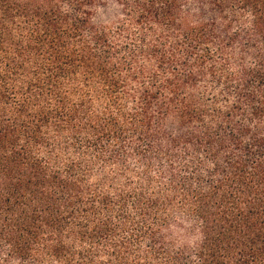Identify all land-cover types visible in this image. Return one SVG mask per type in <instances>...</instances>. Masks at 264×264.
I'll return each instance as SVG.
<instances>
[{"label":"trees","instance_id":"16d2710c","mask_svg":"<svg viewBox=\"0 0 264 264\" xmlns=\"http://www.w3.org/2000/svg\"><path fill=\"white\" fill-rule=\"evenodd\" d=\"M0 264H264V0H0Z\"/></svg>","mask_w":264,"mask_h":264},{"label":"rangeland","instance_id":"374dc122","mask_svg":"<svg viewBox=\"0 0 264 264\" xmlns=\"http://www.w3.org/2000/svg\"><path fill=\"white\" fill-rule=\"evenodd\" d=\"M222 42L228 44L227 41H222V35H220L217 43L222 46ZM225 44L223 43V46ZM196 89L197 92H195V94L201 97L207 104L212 105L213 101L216 99L222 102V79L216 78L213 80L211 77H201ZM214 90H216L215 92H217V95H214Z\"/></svg>","mask_w":264,"mask_h":264}]
</instances>
